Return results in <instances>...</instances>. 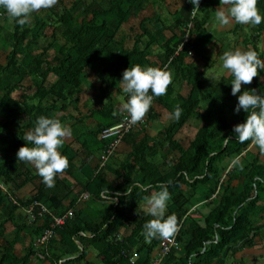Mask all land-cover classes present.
<instances>
[{"label": "trees", "instance_id": "16d2710c", "mask_svg": "<svg viewBox=\"0 0 264 264\" xmlns=\"http://www.w3.org/2000/svg\"><path fill=\"white\" fill-rule=\"evenodd\" d=\"M58 1L64 8L52 9L49 19L33 13L22 26L14 20V31L0 40V184L8 190L7 193L0 187V211L5 207L12 211L11 219L16 227L15 236L4 243L0 264H29L34 255V242L49 227L50 217L29 222L16 211L35 200L57 214L74 210V216L57 229V237L50 241L48 264H94L87 258L89 249H94L104 264H131L132 256L136 258L134 264H152L163 238L145 239L143 225L153 217L145 214L143 205L147 202L145 197L160 191L161 186L167 187L171 196L166 215L177 217L180 228L177 241L181 250H173L159 264H220L226 251L233 252L240 245L242 248L255 246L257 238H264V222L261 223L264 152L250 142H238L233 128L247 116L243 110L235 113L238 96L252 89L264 94V71L251 84L242 85L237 96L231 94L233 77L230 74L222 76L215 87L207 88L209 82L205 75L215 66L209 54L215 38L209 23L218 0H201L193 19V5L188 0L170 35L165 36L163 30L160 35L164 38L154 36L151 43L144 44L138 38L131 45L126 38L118 37L122 25L159 0H104L107 6L85 5L83 0H73L67 6V0ZM257 7L264 15V0H257ZM4 13L0 9L1 17H7ZM189 21L193 22L190 41L177 54ZM2 25L0 33L4 30ZM47 27L54 29L53 40L44 45L41 42L47 38ZM231 33L232 40L225 44V38L222 39L224 46L219 55H223L225 47L236 50L238 44L245 50H255L264 60L259 45L264 41V22L255 27L236 23ZM155 44H159L157 53L153 51ZM99 62L103 68H95ZM135 65L166 70L171 84L166 95L153 99L142 129L133 130L123 139L122 144L129 141L133 148L118 168L109 163L94 168L84 164L89 172L78 168L84 174L80 184L91 201L77 209L74 197L65 205V200L75 191L59 174L53 188L47 189L41 182L37 193L26 199L17 198L20 206L10 202V195L16 196V192L36 180L28 164L18 161L16 153L26 145L22 138L34 127L37 118H56L64 124L63 113L79 102L84 79L90 71L98 69L99 76L105 75L97 98L101 108L93 112L98 117L99 129L89 134L91 141L97 142L96 148L90 151H102L105 144L101 131L116 125L126 115L119 114L121 109L109 91L116 81H121L123 72ZM51 74L55 77L52 81ZM106 94L109 101L105 103ZM177 105L182 109L179 120L171 117ZM158 107L169 114V123L159 132V138L149 132L161 120ZM192 119L202 123L194 138L185 145L179 136ZM138 133H144V137L140 139ZM227 138L231 140L226 142ZM85 139L82 145L91 143ZM61 154L69 162L63 171L66 175L67 171L77 168L78 151L66 143ZM239 157L242 161L230 166ZM128 188L131 192L126 195ZM108 192L110 197L101 195ZM104 197L113 201H104ZM197 199L204 205L200 209H206L199 219L191 216ZM10 204L13 207H8ZM5 224L0 221V236ZM27 230L31 242L18 252L16 244L22 242Z\"/></svg>", "mask_w": 264, "mask_h": 264}, {"label": "clouds", "instance_id": "9594fccd", "mask_svg": "<svg viewBox=\"0 0 264 264\" xmlns=\"http://www.w3.org/2000/svg\"><path fill=\"white\" fill-rule=\"evenodd\" d=\"M57 0H0V9L6 15L16 20L19 25H24L31 14L40 10L50 9ZM193 11L200 9L201 0H189ZM215 21L220 26L230 25L233 21L243 26H258L264 22V15L257 7V0H220V6L215 10ZM213 54V59L215 58ZM221 72L227 70L233 79L231 81V94L237 96L241 93L242 85L251 84L253 79L264 71V60L258 57L255 50L226 51L220 56ZM214 83L220 82V73L214 72L210 77ZM171 84L170 74L166 70L154 67L131 66L123 72L120 89L126 94V101L122 103L120 113L127 114L131 125L141 121L152 106L155 97L167 94ZM243 110L247 114L243 123L234 126L233 133L240 143L250 142L264 152V94L256 89L245 90L238 96L235 113ZM182 109L177 105L171 117L179 120ZM71 135V129L62 124L59 119L40 116L35 121L32 129L23 136L26 145L19 148L16 155L18 161L34 166L37 174L42 178V183L48 188L55 186V178L62 174L69 162L59 149L65 139ZM231 138L225 139L229 141ZM239 164V158L233 159L231 165ZM131 189L128 188L127 194ZM102 196H109L102 193ZM117 196L120 193L116 194ZM171 199L167 187L154 192L150 197H145L147 207L146 215L153 217L143 225V235L146 240L162 237L170 238L177 230V217L166 215L168 201ZM113 200V199H112Z\"/></svg>", "mask_w": 264, "mask_h": 264}, {"label": "crops", "instance_id": "0c3cea01", "mask_svg": "<svg viewBox=\"0 0 264 264\" xmlns=\"http://www.w3.org/2000/svg\"><path fill=\"white\" fill-rule=\"evenodd\" d=\"M73 0H67L66 4L67 6L71 5V2ZM85 2V5L87 4H107L108 2L104 0H83ZM104 1V2H103ZM188 0H159L157 4H150L148 7L140 12L137 15H132L128 22L124 23L118 33L119 38H126L127 43L129 45L134 44L137 39H141V43H151L150 40L152 37L157 36L160 38H164L166 35H170L171 27L174 26L175 20L178 18V14H183V7L185 6V3ZM107 6V5H105ZM220 6V0L217 1L216 8ZM63 5L61 6L60 2L57 0V3L50 9H42L39 12H36L35 14L40 15L46 19H49L50 14L52 12V9L61 10L63 9ZM215 11L213 12V18L211 22L209 23V29L215 36L214 40L210 44V50L209 54L213 53V49H216V56L213 59V56H210L212 60L215 62V65L220 64V56L219 53L221 50L223 51L224 43L233 38L234 35L231 33V31L235 27V22L233 21L230 25L227 26H220L214 19ZM14 22V20H13ZM234 23V24H233ZM3 24V23H2ZM15 26V23H11V27L13 28ZM233 28H229V27ZM227 28H229L227 30ZM164 30V35L161 36L160 34ZM231 34L233 36H231ZM225 38V39H224ZM224 39V43L222 41ZM232 40V39H231ZM158 45L155 44L153 47V51L155 53L158 52ZM237 48L241 50H245L242 46H236ZM236 48V49H237ZM2 53V50H0ZM224 51H230L225 47ZM234 51V50H233ZM246 51V50H245ZM3 52L5 53V50L3 49ZM54 55V52L51 53V56ZM213 67V66H212ZM103 70V69H102ZM103 75V72H102ZM228 76L229 74H224L223 76ZM105 75H103L104 78ZM52 77V78H51ZM103 78L98 75V69H94L90 71L84 79L85 81H90V84L87 87H84L83 84V93L80 96V100L77 103H73L69 109L65 112L66 120L64 122V125L69 127L71 129V135L68 136L63 146L66 143L71 144V147L75 148L76 151H78L77 159H76V166L75 170H72L70 172H66V175H63L62 173V180H64L70 188H72L75 193L73 192L71 198H68L65 200V205L70 204V201L75 197L77 198V209L81 207H85V203H89L91 201V196L88 192L83 191V187L80 184V181L84 179L83 171L89 172V169L87 170L85 167H83L84 164H88L91 167H97L100 164V156L102 151L97 150L94 152H91L90 149L96 148L97 142L91 141V143H88V145L84 146L82 145V139L83 137L86 138V136H89L90 140H92V135L89 134L90 132H95L99 129L98 122H97V116L93 115V112L99 111L101 108V105L99 104L97 98L98 97V91H101V88L103 86ZM50 81L53 80V75L51 74ZM120 80L116 81L114 83V88L109 91V94H111V98L115 102L116 106L121 109V105L123 102L126 101V94L123 93L125 97V101L119 100L118 96L120 94ZM87 93V94H86ZM94 94V95H93ZM109 94L104 95L105 103L108 102ZM16 95V93H15ZM82 105H81V104ZM157 110L162 114L161 119H163L165 116L169 117V114L164 109L158 107ZM67 113V114H66ZM62 114V115H63ZM195 119H192L188 124H195ZM197 121V120H196ZM200 121H197V123ZM159 123V122H158ZM155 123L149 130L150 135L159 138V131L158 126ZM187 124V125H188ZM201 126V125H200ZM138 130H141L142 128H137ZM136 129V130H137ZM198 130V129H197ZM196 130V132H197ZM138 137L142 139L144 137V133H138ZM85 141H88V138L85 139ZM90 142V141H89ZM63 146L59 149H63ZM132 145L131 143L124 142L121 143L119 151L116 153V155L111 158L107 163L111 165L113 168H118L119 165L126 160L127 156L132 151ZM29 169L31 170L32 176L36 179L33 182H30L27 184L24 188L16 192V196H14L16 199H26L33 194L37 193V186L41 184L42 178L37 174L34 166L28 164ZM82 168L80 171L78 168ZM48 189V187H47ZM52 192V191H51ZM78 194L80 196L78 197ZM88 194L89 197L87 199H83L82 196ZM104 201L112 202V198L104 197ZM116 200V199H115ZM100 202V200H97ZM10 202H13L12 200ZM102 202V201H101ZM14 203V202H13ZM15 204V203H14ZM203 202L200 201V199L197 200V203L191 208V216L194 218H201L203 216V211H206L205 208L202 210ZM8 207H13L11 204ZM147 207V202L143 205V208ZM73 209V208H71ZM201 210V211H200ZM198 211V212H197ZM200 211V212H199ZM16 214L19 215V217L27 218V213L25 211V207H20L17 209ZM16 214L13 215L16 217ZM12 211L8 210V208H4L0 211V221L6 222L4 225L5 229H2L3 236H0V258L2 256V251L4 247V243H6L7 240H11L15 236V230L16 227L12 223L13 220L11 219ZM24 222V221H23ZM21 222V225L23 224ZM264 222V219L261 223ZM31 235L29 230H27V233L23 235L22 242H18L16 244V250L18 252H22V250L28 246L31 242ZM235 252V253H233ZM233 252L226 251L223 260L220 262V264H264V238H257V243L253 247H243L242 245L236 247L233 249ZM158 256V250L155 251V259ZM88 260L93 262L94 264H104L101 257L98 256V253L94 249H89L88 252ZM29 264H48V261H41L37 257L32 256L30 259Z\"/></svg>", "mask_w": 264, "mask_h": 264}, {"label": "built area", "instance_id": "2783aa9c", "mask_svg": "<svg viewBox=\"0 0 264 264\" xmlns=\"http://www.w3.org/2000/svg\"><path fill=\"white\" fill-rule=\"evenodd\" d=\"M197 11L198 10H196L195 12H191V19L195 17ZM192 27H193V22L189 21V23L185 27L186 34L184 40L177 49L176 52L177 54L182 50L185 44L189 43L190 30L192 29ZM145 123H146V117L144 116V118L141 121H139L137 124L131 125L129 123V117L126 114L116 125L108 128H104L101 131V140L104 141L105 146L100 156V166L103 167L113 157L117 148L129 133H131L133 130L137 128H140ZM0 187L8 193V190L4 185L0 184ZM88 197H89L88 194L82 196L83 199L84 198L87 199ZM10 199L15 204L19 205L18 200L13 195H10ZM25 211L27 213V218L29 222L35 221L39 217H44V216L50 217L49 227L45 228L42 234L40 235V237L34 242L33 256L37 257L41 261H46L48 257V247L51 239L57 237V229L63 227L68 222V220H70L74 216V210L68 209L64 213L57 214L53 212L44 203L35 200L31 205L25 207ZM179 229L180 228H178L177 232L170 238L162 239L158 248V256L155 259H153L152 264H159L173 250H177V251L181 250V247L177 241V234ZM135 261L136 258L132 256L130 258L131 264H134Z\"/></svg>", "mask_w": 264, "mask_h": 264}, {"label": "rangeland", "instance_id": "374dc122", "mask_svg": "<svg viewBox=\"0 0 264 264\" xmlns=\"http://www.w3.org/2000/svg\"><path fill=\"white\" fill-rule=\"evenodd\" d=\"M13 20H14V19L9 18L8 16H7V17H1V14H0V23H3L2 26L4 27V30H1V33H0V40H1V41H2V36L6 35V34H9L10 32L14 31V27H13V28L11 27V23H14ZM233 24H234V23H233ZM235 25H236V24H235ZM229 28H233V27L231 26V27H229ZM229 28H227V30H228ZM246 29L248 30V28H246ZM53 30H54V29H53L52 27H47V30H46L47 38L44 39V40H42V42H41L42 44L47 43V42L53 40V39L51 38V34H52ZM231 36H233V35L231 34ZM58 37L61 38V33H60V32H59V34H58ZM44 45H47V44H44ZM259 45H260V49H261V51L264 53V41H262ZM213 50H214V51H213V53L210 54V56H213L214 53L216 54V49H213ZM230 51H231V50H230ZM52 52H54V51L51 50L50 53H52ZM0 54H2L1 51H0ZM50 55H51V54H50ZM215 56H216V55H215ZM103 66H104V65H103L102 63L99 62V63H97V64L95 65V68H103ZM214 72H216V73H220L221 78H222V76H223L225 73L227 74V70H223V72H221V65H220V64H217V65H215L214 67H212L210 70L207 71V73H206V75H205V79L207 80V82H209V83H208L209 86L207 85V88H208V87L213 88V87H215L216 84L218 83V82H217V83H214V81L210 79V77L212 76V74H213ZM226 76H227V75H226ZM51 78H52V77H51ZM54 79H55V77L53 76V80H54ZM85 79H86V78H85ZM89 84H90V81H85V83H84V87H87V88H88ZM101 92H102V91H98V96L101 95ZM86 94H87V93H86ZM16 95L18 96L19 93L16 92ZM117 96H118V99H119V100L125 101V97H124V95H123L122 90L120 91V94L117 95ZM80 104H81V103H80ZM81 105H82V104H81ZM64 114H65V113H64ZM66 114H67V113H66ZM194 121H195V124H188V125L185 127L183 133L180 134V136H179V138H180V137L182 138L183 143H184L185 145H188L189 141H190L191 139L194 138L195 133H196V130L200 127V124L202 123V122H198V123H197L196 120H194ZM168 123H169V117H166V116H165V117H164L163 119H161V120L159 121V123L157 124V126H158V131L160 132V131L164 130V128L168 125ZM86 138H88V141L91 142L89 136H86ZM239 161H242V159H240V157H239ZM197 200H198V199H197Z\"/></svg>", "mask_w": 264, "mask_h": 264}, {"label": "water", "instance_id": "95a60500", "mask_svg": "<svg viewBox=\"0 0 264 264\" xmlns=\"http://www.w3.org/2000/svg\"><path fill=\"white\" fill-rule=\"evenodd\" d=\"M226 145V144H225Z\"/></svg>", "mask_w": 264, "mask_h": 264}]
</instances>
